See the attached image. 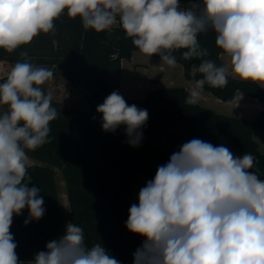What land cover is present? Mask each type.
I'll list each match as a JSON object with an SVG mask.
<instances>
[{"label": "clouds", "instance_id": "obj_1", "mask_svg": "<svg viewBox=\"0 0 264 264\" xmlns=\"http://www.w3.org/2000/svg\"><path fill=\"white\" fill-rule=\"evenodd\" d=\"M65 10L97 33L119 23L141 53L158 55L169 67L177 64L175 50H185L184 60H199L202 78L189 91V105L200 101L205 85L226 87L230 71L233 78L264 83V0H195L186 8L180 0H0V49L12 53L53 31ZM210 29L230 66L206 58L198 37ZM53 76L25 58L0 82V106H6L0 112V264H25L10 232L13 217L27 209V225L45 213L41 189L26 180L27 151L49 142L50 122L59 115L52 94L41 87ZM96 112L103 131L123 126L126 143L140 145L146 109L113 91ZM255 163L253 154L235 156L223 144L199 138L183 143L128 209L126 229L143 238L133 264H264V179L252 171ZM31 264L121 261L100 243L89 247L83 229L70 222Z\"/></svg>", "mask_w": 264, "mask_h": 264}, {"label": "trees", "instance_id": "obj_2", "mask_svg": "<svg viewBox=\"0 0 264 264\" xmlns=\"http://www.w3.org/2000/svg\"><path fill=\"white\" fill-rule=\"evenodd\" d=\"M215 36L210 29L198 39L202 48L208 50L206 58L224 66V53L216 47ZM136 51L139 50L132 38L127 37L119 23L97 33L85 30L80 17L70 18L67 10L54 21L53 31L41 33L12 53L0 49V60L10 67L28 58L51 69L53 77H63L72 88L85 90L71 104L52 100L59 115L50 122L49 142L27 151L28 157L44 164L27 166L26 180L30 177L28 186L41 189L45 213L27 225V209L13 217L10 232L17 243L19 260L31 262L35 253L45 250L47 242L65 233L55 180L57 168L66 182L71 223L83 229L89 247L100 243L121 264H133V253L142 244L143 238L130 233L125 222L138 174L144 172L149 179L155 176L156 169L149 159L166 163L183 143L199 138L213 145H230L242 154H253L256 163L252 171L264 179V155L253 138L256 131H264V112L255 119H246L222 115L199 104L189 105L185 102L189 93L182 86L157 87L146 92L143 99H129L121 94L122 61H130ZM183 51L175 50L173 55L184 68L185 78L201 79L196 70L199 60L182 59ZM152 58L160 60L158 55ZM6 76L0 75V82ZM49 81L41 86L44 90ZM204 90L223 102L234 103L237 93L242 92L264 103V88L259 83L232 75L226 87L205 85ZM113 91H118L129 105L135 104L149 113L138 147L126 143L123 126L114 133L102 130L101 114L96 108ZM5 109L0 106V112ZM74 131L77 138L71 134Z\"/></svg>", "mask_w": 264, "mask_h": 264}, {"label": "rangeland", "instance_id": "obj_3", "mask_svg": "<svg viewBox=\"0 0 264 264\" xmlns=\"http://www.w3.org/2000/svg\"><path fill=\"white\" fill-rule=\"evenodd\" d=\"M224 58L228 59L227 56ZM134 59L135 60L133 62L140 61L141 64L137 65L136 63L135 65H133V63H131L128 60H126L125 63L123 64V70H122L123 89L128 88L129 85H131L129 83V80L134 79L135 81L134 85L136 88V92L143 93L145 91H150L151 89H154V87H158V86H154L156 85L158 76L163 75L161 85L164 87L168 85L169 80H171V84L173 85L179 84L178 80H182V78H184L183 76H185V71L183 73V67L179 64H176V66L173 68L169 66H164L165 67V70H164V68L161 69L157 67L158 66L157 64H159L158 62H161L160 60H155L152 58V56L149 57L141 53L140 51L136 53ZM6 66L7 64H5V69L4 68L1 69L2 70L0 73L2 74L1 76H6L8 72L10 71V69H7ZM45 90H46V93L50 92L52 94V98H53L52 100L62 102V103H69V104L80 99L85 91L82 87L72 88L71 86H69L67 81L63 77H60V76L53 77L47 84ZM204 107L213 109L211 104H209V106L205 105ZM225 112H227V110H225ZM227 113H231V114H225L227 116H237L238 115L236 113L233 114V112H227ZM259 132L260 133H257L253 138L254 140H257L261 143L262 151L264 152V142L260 137V134L261 135L264 134V131H259ZM226 147H228L235 156L243 155L241 152L233 149L230 145H226ZM149 162L153 169H157L159 165L164 164V162H161L155 159H149ZM33 165H44V164L36 159L29 157L27 166H33ZM55 171H56L55 180H56V184L58 187L60 207H61V211L63 214L64 226L66 228V225L71 222L70 221V206H69V201L67 197V187H66V182L64 180V177L60 169L57 168L55 169ZM148 180H150L149 176L146 175L144 172H140L138 174L137 179L133 185L132 197L129 203L130 206L133 203H138L139 190L145 185V183Z\"/></svg>", "mask_w": 264, "mask_h": 264}, {"label": "crops", "instance_id": "obj_4", "mask_svg": "<svg viewBox=\"0 0 264 264\" xmlns=\"http://www.w3.org/2000/svg\"><path fill=\"white\" fill-rule=\"evenodd\" d=\"M137 52L138 51L133 53L132 59L130 60V62L133 63V65H135L136 63H137V65L141 64L140 61L133 62L135 60L134 58H135V55ZM224 57H226V54H223L221 56V60L223 61V63L225 65L230 66L229 60L227 58H224ZM125 61L126 60L122 61V70H123V64L125 63ZM158 63L159 64H157L158 65L157 67H159L161 69L164 68V70H165L164 66H168L167 64L163 63L162 61L158 62ZM163 64H165V65H163ZM6 68L11 69V67L9 65H7ZM183 73H184V68H183ZM229 75H231V71L229 72ZM183 77L184 78H182V80H178L179 84L173 85V84H171V80H169L168 85L165 87L182 86V87L186 88V90L189 93L190 89L194 86L195 80L194 79H186L185 76H183ZM162 79H163V75L161 76L160 82L154 86L164 87L161 85ZM237 79H239V78H237ZM134 82H135L134 79L129 80V83L131 85H129L128 88L123 89V73H122L121 94L123 96L129 98V99H143L145 97L146 92H148V91H145L143 93L136 92ZM257 83H259L264 88V83H260V82H257ZM154 88H157V87H154ZM197 104H199L201 106H203V105L209 106V104H211V106L213 107V110L214 111L216 110V112L219 114L225 115V114H231V113H227V112H233V114L234 113L238 114L235 117L246 118V119H255L259 115V113L264 112V103H262L258 99L251 98V97L243 94L242 92L237 93L236 101L234 103H228V102H223V101L217 99L211 93L204 90L202 93V97ZM216 108H218V109H216ZM225 110H227V112H225ZM257 133H260V132L256 131L253 134V137ZM260 137L264 142V134H262V135L260 134ZM255 141L258 144L260 152L264 155V152L262 151L261 143L257 140H255Z\"/></svg>", "mask_w": 264, "mask_h": 264}, {"label": "built area", "instance_id": "obj_5", "mask_svg": "<svg viewBox=\"0 0 264 264\" xmlns=\"http://www.w3.org/2000/svg\"><path fill=\"white\" fill-rule=\"evenodd\" d=\"M192 2H195V0H180V6H181V8L190 7ZM3 68L5 69V62L0 60V73L2 71L1 69H3ZM0 75H2V74H0ZM20 261L25 262V264H31V262H29V261H25V260H20Z\"/></svg>", "mask_w": 264, "mask_h": 264}, {"label": "water", "instance_id": "obj_6", "mask_svg": "<svg viewBox=\"0 0 264 264\" xmlns=\"http://www.w3.org/2000/svg\"><path fill=\"white\" fill-rule=\"evenodd\" d=\"M71 134H72L75 138L78 137V133H77V131H74V132H72Z\"/></svg>", "mask_w": 264, "mask_h": 264}]
</instances>
